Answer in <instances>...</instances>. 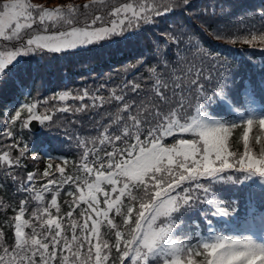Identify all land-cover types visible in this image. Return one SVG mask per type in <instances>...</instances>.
<instances>
[{"label": "snow or ice", "instance_id": "6c2138e0", "mask_svg": "<svg viewBox=\"0 0 264 264\" xmlns=\"http://www.w3.org/2000/svg\"><path fill=\"white\" fill-rule=\"evenodd\" d=\"M97 4L103 8L105 0L56 8L34 5L29 0H0V40L13 42L11 48L0 51V90L13 88L16 93L30 81L22 75L25 70L19 66L20 62L9 68L17 56L36 54L43 60L54 52L87 50L88 45L113 43L117 37L136 33L132 29L161 30L154 42L156 51L139 62L141 68L149 65L145 82L148 86L141 87L142 77H134L112 88L107 97L95 94L103 86L91 96L85 88L72 97L81 102L90 97L92 108L115 103L116 109L115 113L104 114L107 124L102 123L104 117L96 122L98 135L78 140L77 147L83 148L81 163L73 165L71 175L59 163L55 164V172L51 171L54 167L51 157L42 174L47 183L39 188L36 187L39 173L27 172L26 177H20L11 171L24 167L21 159L29 151L24 134L31 130L33 121L41 125L48 122L49 127L58 122L47 107L38 112L39 101L22 103L14 115V105L3 106L7 108L3 124L6 131L0 135L13 143L0 146V178L10 180L18 193L28 195L19 201L18 211L6 222V227L14 228V243L7 244L5 231L0 230V264H264V244L250 238L216 235L210 241H199L198 250L179 240L164 247L179 223L174 213L181 208L207 202L214 209L212 215L229 214V206L221 207L219 200L209 198L214 196V180L235 172L264 176V132L255 137L259 158L251 154L249 147V129L258 124L264 130V117L238 123L213 120L203 112L206 103L229 94L240 102V93L238 86L229 87L228 61L219 53L197 45L192 57L199 67L194 72V65L190 66L183 54L191 40H185L187 31L183 24L177 27L173 17L177 12L183 14L193 9L192 0H137L135 5H113L108 19L96 14ZM89 10H93L90 16ZM222 13L223 9L218 14L214 7L211 11L201 8L189 16L198 20L205 31L210 29L209 34L216 40L234 44L241 39L238 33L244 31L248 34L243 37L244 43L251 45L258 36L264 42V5L248 14L249 21L258 18L259 27L245 23L241 28L238 25L242 21L222 24L218 19ZM152 59L154 64L150 63ZM256 89L259 95H264V82ZM69 95L60 92L50 99L64 101ZM46 105L44 101L41 106ZM85 107L89 106L75 111H84ZM17 124L19 128L14 130ZM242 125L244 150L230 151L229 135ZM168 138L173 142L169 143ZM14 149H18L16 156L12 153ZM66 185L67 196L71 198L64 201L69 208L66 227L71 229L70 238L59 219L58 197ZM45 193L52 194L50 201H46ZM33 200L38 206L30 219H25ZM77 208L83 223L73 219ZM110 212L115 216L110 217ZM101 225L112 233V243L102 238ZM26 228H31V232H25ZM78 230L82 234L78 235ZM85 245L87 250L83 251ZM195 256L202 259L197 261L193 259Z\"/></svg>", "mask_w": 264, "mask_h": 264}, {"label": "trees", "instance_id": "16d2710c", "mask_svg": "<svg viewBox=\"0 0 264 264\" xmlns=\"http://www.w3.org/2000/svg\"><path fill=\"white\" fill-rule=\"evenodd\" d=\"M43 3L42 7L56 8L66 6L69 3L81 6L88 4L90 0H39ZM145 2V0H140ZM151 2V0H148ZM124 3L135 5L137 0H105V7L100 8L99 4L95 6L99 10L96 11L97 15H105V19H108L107 13L111 11V6H120ZM193 9L186 10L181 14L177 12L176 17H173L175 24L179 27L183 24L188 35L185 40H191V44L187 46V51L183 53L187 56L191 62L190 66L194 65L193 72L196 67H199L198 61L193 60L192 53L196 51V46H202L210 49L213 53H219L221 57H224L228 61L229 85L231 88L239 87L240 104L247 108L249 115L264 114V95H259L256 86L259 85L257 81V72L264 70V42H261L259 36L253 44L249 45L244 43L243 37L247 36V32L241 31L238 33L241 39L236 43H230L227 40H216L212 37L210 29L205 31V27L201 23L189 16V13L197 9H206L211 11L214 7L218 14L223 13L218 17L219 22L222 24H230L232 22L242 21L238 26L243 28L245 23H254L259 27V20L254 19L249 21V13L259 11V6L264 5V0H192ZM81 11H84L81 9ZM93 10H89V16ZM84 17L81 16L80 20L83 21ZM38 31V30H37ZM136 33H127L124 37L115 38L113 43H101L100 45L93 47L87 46V50L72 49L62 53H52L43 60H41L36 54L26 55L22 60L20 59V67L25 71L22 75L26 81L30 80L25 85L27 95L16 93L13 88L0 90V108L13 99L16 95H19L23 103H38V112H44L46 106H41L46 99L43 98L44 94L49 95V107L48 113L53 115V120L58 123H53L50 127L48 122H45V132L40 135L41 141L37 143V149L42 153V159L39 162L42 168L41 175L47 168L49 163V157L52 158L53 169L55 172V164L59 163L62 167H65L66 174H73V165H79L81 163V155L83 148L77 147L78 140L93 137L98 135L96 122L101 121L103 124H107L108 118L104 114L106 112L115 113L116 105L104 104L97 108H92V100L85 98L83 102L79 100H73L72 97L77 95V90L82 91L87 88L90 92V96L95 93L97 83L102 84L103 90L95 93L100 96L107 97L109 91L117 85H122L126 80H132L134 77H142L141 87H146V81L148 80V74L146 68L149 65H145L141 68L140 61L147 60L149 55L156 51L155 43L160 35V29L158 28H136L132 29ZM35 33V32H34ZM250 38V37H249ZM10 46L0 40V51ZM235 48V49H233ZM253 48V49H250ZM252 62H255L254 64ZM150 63H155V59H152ZM258 63V65H257ZM17 65V62L9 65L12 68ZM63 70L69 71L75 76L72 77V83L67 85L63 82ZM135 72L133 73V71ZM80 79H82L80 81ZM100 86V85H99ZM219 91V90H217ZM60 92H69L68 99L60 101L57 99H50L56 97ZM30 93V94H29ZM119 94V93H118ZM68 101V102H66ZM99 105V101H96ZM220 103L221 99L213 100L206 103L204 107H211L213 104ZM66 104L67 111L59 110V106ZM85 107L84 111L76 112L75 109ZM222 106V105H221ZM26 118V114L22 113ZM3 116V110L0 111V118ZM227 118L233 121H243L234 114H227ZM1 125V121H0ZM19 125L15 126L14 130H18ZM102 131V128L99 129ZM258 130V129H257ZM243 131L244 126L232 131L230 138L231 151L242 152L243 146ZM1 133V131H0ZM262 134V131L255 132L252 138V151L258 154L259 145L255 141L257 135ZM24 140L27 144H30L34 140V134L26 130L24 134ZM98 143V142H97ZM10 144V139L0 135V146ZM88 146L91 147L89 141ZM34 150L29 154V156ZM13 156L18 155V149L12 150ZM28 158H22L21 164L23 168H13L11 171L16 173L20 177L28 170L33 168L32 164H28ZM92 159V157H91ZM67 160L69 163L64 165L63 161ZM233 173L227 174L223 179H217L212 182V191L221 195L222 200L225 202L228 209L233 212H240L241 222L238 226L230 227L229 232L233 237L247 238L249 233L254 236H259L261 230L264 229V200L258 204H261L258 210H253L249 204L247 189L249 183L252 182L253 173L246 172L239 174L238 178H231ZM43 176V175H42ZM58 177L59 173H55ZM220 180V181H219ZM219 181V182H218ZM263 184V183H261ZM217 185L215 189L213 186ZM260 198H264V187L256 185ZM16 185H13L10 180L5 181L0 178V200L3 201V206L0 208V230L6 233V243H14V228L6 227V222L18 211L19 201L27 197L26 193H18L16 191ZM68 186L66 185L59 198V204L61 205V213L59 219L62 225L65 226V234L71 237V229L67 228L66 213L69 211L68 206L64 203L66 199H71L67 196ZM46 201H50L48 197ZM125 202L126 198H125ZM195 205V204H193ZM203 203H197L196 210L191 209V215L187 220V225L191 227L192 238L190 240L191 247L196 249L199 241H210L206 226L202 221L199 212V207H203ZM37 203L34 200L29 204L27 209L26 218L30 219L31 213L37 207ZM86 207V205H82ZM197 211V212H196ZM55 213V212H54ZM198 213V214H197ZM184 212H181L183 215ZM115 213L112 214V217ZM73 219H77L80 223H83L82 216L79 215V208L74 212ZM253 219L256 221L253 226ZM119 222V218H116ZM28 232H31V228H27ZM100 232L103 239H108L110 243L113 242L112 233L109 232L106 225L100 226ZM78 235L82 234L77 232ZM93 244L96 243L95 237L92 238ZM87 250V245L83 251ZM115 256V252L112 253ZM196 259L201 260L202 256H195Z\"/></svg>", "mask_w": 264, "mask_h": 264}, {"label": "rangeland", "instance_id": "374dc122", "mask_svg": "<svg viewBox=\"0 0 264 264\" xmlns=\"http://www.w3.org/2000/svg\"><path fill=\"white\" fill-rule=\"evenodd\" d=\"M29 2L31 3V0H29ZM19 56H17L16 58H18ZM14 105L15 108L12 109V115L15 114V110H18L19 109V105H20V102L19 101H15L14 103H12L10 106ZM207 116V115H206ZM208 118H210L209 116H207ZM211 119V118H210ZM259 244H264V240L261 239L259 241ZM170 246V243H169V239H166V242H165V245L164 247H169Z\"/></svg>", "mask_w": 264, "mask_h": 264}]
</instances>
